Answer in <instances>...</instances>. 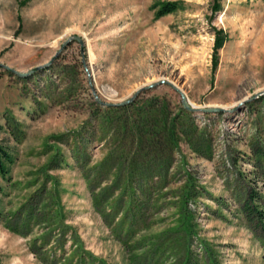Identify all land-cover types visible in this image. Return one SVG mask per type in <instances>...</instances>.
I'll return each mask as SVG.
<instances>
[{
	"label": "rangeland",
	"instance_id": "374dc122",
	"mask_svg": "<svg viewBox=\"0 0 264 264\" xmlns=\"http://www.w3.org/2000/svg\"><path fill=\"white\" fill-rule=\"evenodd\" d=\"M0 65V264H264V0H0Z\"/></svg>",
	"mask_w": 264,
	"mask_h": 264
},
{
	"label": "trees",
	"instance_id": "16d2710c",
	"mask_svg": "<svg viewBox=\"0 0 264 264\" xmlns=\"http://www.w3.org/2000/svg\"><path fill=\"white\" fill-rule=\"evenodd\" d=\"M174 10H175L174 4L164 3L161 5L160 15L162 16V15L168 14L170 12H173ZM224 41H225V38L222 36V33L217 32L216 40H215V46H214V49H215L214 60H213L214 70L217 66V52L223 46ZM149 115H151V114H149ZM148 116L145 117V119L142 122L139 121V124H140V126L138 127V129L140 130L139 136L142 139H146V137H148V135L151 136V138L153 137V135H152L153 126L155 127V125L152 126V129H146L147 124L151 122L150 119L148 120ZM153 116L154 115L152 113V117ZM170 122H171V125H170L171 128L168 130L167 125H165V129H167L169 131V134H167L169 141L175 143L174 138H176V133H175L176 132L175 131L176 125H175L174 120H172ZM143 125H144L143 128H145V130L144 129L141 130V127ZM155 130H156V128H155ZM157 131H158V129H157ZM159 131H158V133H159ZM154 136H157V135H154ZM9 161H10L9 154L0 145V176L2 178H5L7 175L6 163H8ZM242 211H243L245 217L247 218L248 222L255 224V226L259 227L260 230L262 231L263 235H264V209L259 207V203H258L256 195H249L247 201L242 206Z\"/></svg>",
	"mask_w": 264,
	"mask_h": 264
},
{
	"label": "water",
	"instance_id": "95a60500",
	"mask_svg": "<svg viewBox=\"0 0 264 264\" xmlns=\"http://www.w3.org/2000/svg\"><path fill=\"white\" fill-rule=\"evenodd\" d=\"M72 40V38L68 39L66 41V43L63 45L64 47ZM77 41H79L81 44H82V41H80V39H76ZM2 66V65H0ZM7 70H9V68L5 67ZM18 74L19 76H22L23 74H20V73H16ZM174 90L178 93V95L180 96V99H181V105L183 106L184 109H186L187 111H192V112H201V113H211V114H217V113H220L223 111V109H218V108H210V109H200V108H196L194 107L189 101L188 99L186 98V96L180 91L178 90L177 88L173 87ZM139 93L135 94L134 97L132 99H130L128 101V103L132 102L135 97L138 95ZM261 94H264V92L260 93ZM246 101H243L240 103L239 106H242Z\"/></svg>",
	"mask_w": 264,
	"mask_h": 264
}]
</instances>
